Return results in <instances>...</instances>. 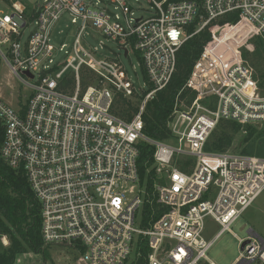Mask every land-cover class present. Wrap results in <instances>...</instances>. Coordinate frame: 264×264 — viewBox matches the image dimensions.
Here are the masks:
<instances>
[{"label": "built area", "instance_id": "obj_1", "mask_svg": "<svg viewBox=\"0 0 264 264\" xmlns=\"http://www.w3.org/2000/svg\"><path fill=\"white\" fill-rule=\"evenodd\" d=\"M65 16L70 25L56 45ZM96 32L119 53L93 47ZM207 32L176 98L170 140L147 137V104L170 85L184 44ZM259 38L264 0H0V66L30 92L19 109L0 94L1 157L24 171L45 245L82 247L83 264H126L142 237L147 264H215L214 243L264 193V157L207 150L220 122L264 123V97L243 51ZM122 54L143 68L140 91ZM84 76L94 78L87 87ZM116 94L138 100L131 121L113 113ZM140 142L155 149L150 190L140 179ZM207 218L221 227L211 241ZM249 234L234 264H264V240Z\"/></svg>", "mask_w": 264, "mask_h": 264}, {"label": "trees", "instance_id": "obj_2", "mask_svg": "<svg viewBox=\"0 0 264 264\" xmlns=\"http://www.w3.org/2000/svg\"><path fill=\"white\" fill-rule=\"evenodd\" d=\"M189 33L196 30V25L188 28ZM209 40V33H203L188 40L178 53L177 70L170 85L146 106L143 115L144 134L154 140L168 141L171 133L168 122L174 111L178 94L186 85L193 66L203 52L205 43ZM253 52H245L244 58L254 71V78L259 91L264 90V40L256 39ZM93 77L84 76L83 86L92 84ZM184 92L181 98L187 96ZM139 102L136 104L120 94L115 95L113 113L120 118L131 121L138 113ZM242 126L232 122H220L217 129L207 142L209 152H228L236 143V135ZM249 132V133H248ZM248 135L239 139V152L243 155L264 157V131L247 130ZM5 137V128L0 121V264H15L18 255L35 253L43 254L47 259V247L42 237L41 206L33 193L23 170H13L1 157V149ZM139 172L141 183H147L151 189L156 177L155 171L150 170L154 163L155 149L145 142H140ZM151 212L146 206L147 216ZM7 238L9 245L3 246L2 239ZM145 238L139 239L138 248L126 264H147L149 250ZM64 245H62V248ZM79 247V246H78ZM77 247V248H78ZM77 248L67 247L77 258ZM82 251V247H79Z\"/></svg>", "mask_w": 264, "mask_h": 264}, {"label": "rangeland", "instance_id": "obj_3", "mask_svg": "<svg viewBox=\"0 0 264 264\" xmlns=\"http://www.w3.org/2000/svg\"><path fill=\"white\" fill-rule=\"evenodd\" d=\"M144 9H150L149 6L142 2ZM70 25V20L65 16L55 27L53 31V42L59 45L63 33L67 26ZM33 28H29V33ZM101 44H105L113 51H104L105 55L115 56L119 53V47L106 39L102 33L96 32L95 37L91 40L93 47L100 48ZM255 40L250 43L251 49L244 48L245 52L254 51ZM115 53V54H114ZM122 62L126 69L129 70L134 85L137 90H141L145 86L144 71L139 60L134 56L130 59L122 54ZM254 72V71H253ZM0 94L5 101L14 109H19L20 105L25 104L29 98L30 92L22 85V83L14 77L8 67L1 63L0 66ZM260 95L264 97V90H260ZM132 103H138V100H131ZM241 131L236 135V140L230 152L240 154L238 144L239 139L248 135L247 130L250 128L256 129L258 132L264 131V123L260 125H241ZM221 227L218 226L211 218L206 219L205 238L211 241L219 232ZM250 231L259 239L264 240V193L259 196L255 203L245 212V214L230 228V232H225L216 241L213 247L208 252V258L215 264H234L241 254V239H247L250 236ZM237 237H236V236ZM2 245L8 246L7 238L2 239ZM65 247V246H63ZM62 248V245H49L47 247V259L43 254L27 253L18 255L15 264H83L80 257H76L68 249ZM134 252L132 254L133 259ZM129 258V260H132Z\"/></svg>", "mask_w": 264, "mask_h": 264}, {"label": "water", "instance_id": "obj_4", "mask_svg": "<svg viewBox=\"0 0 264 264\" xmlns=\"http://www.w3.org/2000/svg\"><path fill=\"white\" fill-rule=\"evenodd\" d=\"M247 244H248V242H245V243L242 245L241 249L243 250Z\"/></svg>", "mask_w": 264, "mask_h": 264}]
</instances>
